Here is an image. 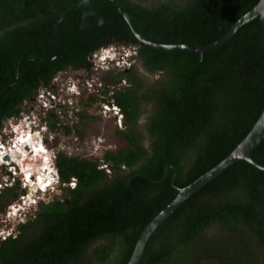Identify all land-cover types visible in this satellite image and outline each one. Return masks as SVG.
<instances>
[{"label":"trees","instance_id":"16d2710c","mask_svg":"<svg viewBox=\"0 0 264 264\" xmlns=\"http://www.w3.org/2000/svg\"><path fill=\"white\" fill-rule=\"evenodd\" d=\"M77 1L0 0V93L15 80L19 59L58 53L56 19ZM118 1L146 38L204 45L258 0ZM60 33L56 57L20 62L18 81L0 101V133L56 73L91 70L89 54L101 46L134 45L133 57L148 73L136 61L102 72L99 92L81 103L120 107L121 145L92 157L59 149L54 161L64 194L42 199L17 235L0 237V264H127L146 224L179 187L222 161L264 110V17L244 22L202 56L140 41L113 0L84 1L60 20ZM87 107L81 119L93 116ZM60 119L55 111L43 117L54 133L64 127L84 136L78 123ZM251 155L264 166V139ZM0 171V181L9 182L0 188L2 213L25 189L9 166ZM139 262L264 264V169L242 158L196 190L151 233Z\"/></svg>","mask_w":264,"mask_h":264},{"label":"rangeland","instance_id":"374dc122","mask_svg":"<svg viewBox=\"0 0 264 264\" xmlns=\"http://www.w3.org/2000/svg\"><path fill=\"white\" fill-rule=\"evenodd\" d=\"M133 46L130 44H123V43H112L107 46L99 48L96 52L93 53L91 60L94 62V65L91 70H86L84 68H69L57 74L51 80L50 87H52L56 92L60 93L56 95L55 100L59 103L57 106H54L55 112L58 116L61 117L60 124L63 125L64 123H78L79 126L82 128L84 136H81L79 133H75L74 130L69 133H64V127L59 128L55 131V138L58 136V141L54 145L52 144L51 136H49L48 141L45 140V143L51 149H65L68 153L78 154L82 156L92 157L95 154H102L104 149L107 147H119L121 145L120 136L116 134V126L121 125V114L114 113L115 111L109 110L110 107L105 105L104 100H100L99 102L96 101L93 107L85 106L81 103V101L88 97L90 94L98 93L99 86L103 83L99 81V77L104 72V70L113 68L111 64H103L101 61L100 56L104 54H116V64L122 67H129L131 62H135L136 58H125V56H129L126 53L132 52ZM103 52V53H102ZM119 53H124L120 54ZM136 65L139 68L140 72L148 73L144 65L140 61H136ZM154 76V75H153ZM70 80L75 82L81 81V89L80 94L76 96L75 99L70 98V91L68 89V83ZM66 85V86H65ZM73 86V85H72ZM113 100V99H112ZM72 101V103H70ZM103 103V105H102ZM97 104L99 106H97ZM107 106L108 109H103V106ZM42 107V102L38 98H33L32 101L29 100L27 103L23 104L24 113L31 114L33 109L34 111L40 109ZM87 107L88 113L92 114L93 116H88L85 119H81V112L84 108ZM48 108H50V103L48 104ZM24 116V115H23ZM23 116L16 121L18 127L25 125V121ZM146 113H144L141 118L140 122L143 123L145 120ZM13 120L5 121L4 127L10 126V123ZM72 123V124H73ZM16 125V126H17ZM4 131V129L2 130ZM54 134V133H53ZM13 139H9V142ZM9 145V144H8ZM7 151H9L7 149ZM11 156L10 154H7ZM49 156V154H48ZM51 163L53 161L52 158H49ZM18 161H21L20 159ZM30 162V167L33 171H37L36 167L38 165H42L43 162L41 160V156H37L36 158L33 157L31 154H27V162ZM45 161V160H44ZM23 164V163H22ZM27 168V167H25ZM31 170V171H32ZM26 171V170H25ZM3 173L2 171H0ZM28 172V171H27ZM26 172V173H27ZM4 179V176H2ZM1 179V178H0ZM2 179V180H3ZM56 185V184H55ZM29 187V186H28ZM34 188V187H33ZM32 190V186L29 187ZM64 194L63 189L58 187V185L54 186L53 188H49L47 192H42L44 200H48L50 197L54 195H62ZM32 212H36L34 207H31ZM13 214L8 213V218L10 219ZM11 222L14 226L17 222L15 219H12ZM7 224V223H6ZM10 226V225H9Z\"/></svg>","mask_w":264,"mask_h":264},{"label":"water","instance_id":"95a60500","mask_svg":"<svg viewBox=\"0 0 264 264\" xmlns=\"http://www.w3.org/2000/svg\"><path fill=\"white\" fill-rule=\"evenodd\" d=\"M86 0H79L72 5H70L64 12H62L55 22V35L59 42V51L62 49V38L60 33V20L67 15L71 10L79 6ZM116 4L117 8L121 12V14L126 19L127 23L129 24L132 32L134 35L142 42L150 44L155 47L163 48V49H171V48H184L191 51H195L201 54L208 49L214 48L221 43H223L230 35H232L235 30L242 25L244 22H248L255 18L258 15H262L264 17V0H258L257 3L248 11L244 12L240 15L235 21H233L227 30L216 40L209 42L207 44H194V43H165V42H157L146 38L145 36L140 33L138 28L136 27L135 23L133 22L130 15L127 11L121 6L118 0H113ZM123 44H126V41H123ZM57 54H53L50 56H36V55H26L23 58L19 59L15 63V80L9 83L0 93V101L5 94V92L13 86L19 79V69L18 66L21 61L24 59H31V60H49L56 57ZM93 53L89 54V58L91 59ZM126 69V68H125ZM128 69V68H127ZM36 137V136H34ZM264 139V110L262 111L261 115L259 116L258 120L255 122L251 130L240 140L238 145L217 165H215L212 169L207 171L201 176H198L192 182L187 185L179 187V191L177 195L171 200L163 209H161L143 228L142 232L140 233L135 245L132 248L130 256L127 260V264H139L140 257L142 255L145 243L148 241L149 236L151 233L159 226L165 218H167L183 201H185L191 194H193L196 190L198 191L212 179L217 177L220 173L230 167L236 161L245 158L247 161L255 164L257 167L264 169V166L257 163L252 157L253 149ZM42 158H45V154L40 155ZM4 160H10V157L6 154L2 157ZM169 165L166 166V169ZM51 175H56L54 171L50 172ZM165 264V263H160Z\"/></svg>","mask_w":264,"mask_h":264},{"label":"built area","instance_id":"2783aa9c","mask_svg":"<svg viewBox=\"0 0 264 264\" xmlns=\"http://www.w3.org/2000/svg\"><path fill=\"white\" fill-rule=\"evenodd\" d=\"M58 92H56L52 87H44L42 86L39 90V93L37 94L36 98H38L39 100H41L42 102V107L36 111H34L33 109L31 114L29 113H24L22 112L20 117L18 118H12V119H9L10 121L13 120L11 123H10V126H7L6 128L3 127L2 130L4 129V131H2V133H0V136L2 135H5L6 137L9 138L10 136V139L12 138H15L14 142L12 143V146L13 147H6L4 146L3 144L0 143V165L2 163H9L12 160H17L16 157H14L13 153L15 152V148L17 146V138L24 132H21L22 130H19V127L16 123L17 120H19L23 115V119L24 121H28L27 122V132L24 133V135H36L40 138H43L44 137V133H43V129L44 127H46L45 123L42 124L41 128H36V127H32V124L34 123H37L38 120L40 118H43L44 116H47V114L49 113V109L48 108V104L50 103V107H54V106H57L59 103L55 100V97L57 95ZM60 94V93H58ZM72 102V101H70ZM27 103V101L25 102ZM109 107L108 104H105ZM104 105V108L103 109H108L107 106ZM114 113L116 114H121V111H120V107L118 105H114ZM122 116V114H121ZM120 116V117H121ZM17 125V126H16ZM21 132V133H19ZM40 135V136H39ZM34 137V136H33ZM22 138V137H21ZM7 149L9 151H7ZM55 148L53 149H50L48 148L47 149V155L49 154L48 156V159L49 158H52L53 161L51 163L50 162V159L47 160L48 161V166L51 167V169H47L49 171H56L57 172V168L55 166V156H56V153H57V149L54 151ZM17 150V149H16ZM6 154H10V160H3V155H6ZM28 154L31 155V152H29ZM27 158H25L26 160ZM24 159L19 161L21 164L23 163V161H25ZM38 167H36V170H37ZM45 168V167H44ZM10 169L13 170L14 174H17L18 172L15 170L16 167L14 166H10ZM48 171V172H49ZM28 172L26 173L24 171V175L25 177L22 178V187L23 186H32L33 182L30 181V178L28 177ZM37 177H39V173L37 171ZM52 177V176H51ZM6 183H9L8 182V177L5 178L4 180L0 181V188L3 187L4 185H6ZM71 185H74L75 184V180H72L71 182ZM28 187V188H29ZM39 202V199L34 197V196H31L29 193H22L16 200H14L10 206L7 208L6 212H2L0 213V237L2 239H6L7 237L11 236V235H17V225L19 222L21 223H24L26 222L27 220L33 218L34 214L36 212H32L30 209L31 207L33 206L34 209L36 208V203L38 204ZM21 208V210H19ZM28 211V213H27ZM8 213H11L13 214L12 217L9 219L8 218ZM12 219H15L17 222L15 223L14 226H11L13 225V223L11 222ZM7 223V224H6ZM7 225V229L5 228V226ZM10 225V226H9Z\"/></svg>","mask_w":264,"mask_h":264},{"label":"clouds","instance_id":"9594fccd","mask_svg":"<svg viewBox=\"0 0 264 264\" xmlns=\"http://www.w3.org/2000/svg\"><path fill=\"white\" fill-rule=\"evenodd\" d=\"M112 44V43H111ZM116 44V43H115ZM107 45H109V44H107ZM107 45H104V46H107ZM104 46H101V47H104ZM134 48H133V50H132V52L130 51V52H127L126 54L127 55H129L128 57L127 56H125V58L127 59V58H129L130 56H133V55H135V46L134 45H132ZM101 47H99V48H101ZM98 48V49H99ZM97 49V50H98ZM96 50V51H97ZM95 51V52H96ZM92 53H94V52H92ZM103 53V52H102ZM120 54H124V53H119V56H120ZM116 54H104L103 56H100V58H101V61L103 62V64H106V65H108V64H111V65H113V67L114 66H118L117 64H116V61H117V59H116ZM130 59V58H129ZM123 68H125V67H123ZM58 73H60V72H58ZM58 73H56L55 74V76H57V74ZM54 76V77H55ZM53 77V78H54ZM52 80V79H51ZM81 81H78V82H75V81H73V80H70L69 81V83H68V89L66 88V90L67 91H70V98H72V99H75L76 98V96L77 95H79L80 94V89H81ZM50 84H51V82H50ZM100 84H101V82H100ZM73 85V86H72ZM66 86V85H65ZM44 87H46V86H44ZM47 87H49V86H47ZM37 96V95H36ZM36 96H34L33 98H36ZM70 103H72V102H70ZM105 103L106 104H108L109 105V107H110V109L109 110H111V111H114V103L113 104H111V103H108L107 101H105ZM102 105H103V103H102ZM104 107V106H103ZM55 110H54V108L53 107H50V109H49V113L50 112H54ZM116 114V113H115ZM116 115H118V114H116ZM26 123H25V125H21V126H19V130H22L21 132H27V128H28V126H27V122L28 121H25ZM43 123H45V125H46V127H44V128H42L43 129V133H44V137L43 138H40L39 137V139H40V141H39V143L36 145L37 147H40V148H43L42 149V151L45 153V155L47 156V149L48 148H50V147H48L47 146V144L45 143V140H46V137H47V135H49V136H51V139L53 140L54 139V137L56 136L55 135V133L53 132V131H51V129H50V125H49V123H47V122H45V121H43V118H40L39 120H38V122L37 123H33L32 124V127H36V128H41V126H42V124ZM21 132H19V133H21ZM24 133H22L18 138H17V141L19 140V139H21V137H23L24 136ZM54 133V134H53ZM34 136H36V135H34ZM40 136V135H39ZM37 137V136H36ZM16 138V137H15ZM15 138H13V140L12 141H10L9 142V139H10V136H9V138L8 137H6L5 135H2V136H0V143L1 144H3L4 146H6L7 148L8 147H13L12 146V143L14 142V140H15ZM9 144V145H8ZM0 149H1V147H0ZM51 149V148H50ZM57 150H59V149H57ZM43 152H41V153H43ZM43 153V154H44ZM10 157V156H9ZM4 160V159H3ZM9 161V160H8ZM25 161H27V159L25 160ZM18 162V164L19 165H21L22 166V169L21 168H18L16 165H13V166H15L16 167V171L18 172L17 174H19V175H21V179L23 178V177H25V175H24V171L25 172H27L28 171V177L30 178V181H32L33 182V184L35 183L36 184V186H34V188H32V190H30L29 188H28V186H23V188L25 189V192L24 193H29L31 196H34V197H36V198H38L39 199V202H38V204L36 203V208H35V210L37 211L38 210V207H39V203L42 201V199H44L43 198V195H42V192H47L48 191V189L49 188H53L54 186H56V185H58L59 183H60V180H59V174H58V171L56 172V171H54L55 173H56V175H52V178H50V177H47V176H44L43 178H42V175L39 173V170H37L38 171V173H39V177H37V171H33L31 168H25V167H27L25 164H21L19 161H17ZM2 164H6L7 166H9L10 167V164H11V162H9V163H2ZM1 164V165H2ZM45 169V168H44ZM11 170V169H10ZM32 170V171H31ZM13 171V170H12ZM41 178L43 179V183H45L46 185H43V183H39V181L41 180ZM23 181V180H22ZM32 184V185H33ZM56 184V185H55ZM19 210H21V208L19 209ZM31 210V209H30ZM32 211V210H31ZM4 212H6V211H4ZM3 212V213H4ZM27 213H28V211H27ZM25 223V222H24ZM21 224V222H19L18 223V225H20ZM17 225V226H18ZM5 228L7 229V225L5 226Z\"/></svg>","mask_w":264,"mask_h":264},{"label":"bare ground","instance_id":"6f19581e","mask_svg":"<svg viewBox=\"0 0 264 264\" xmlns=\"http://www.w3.org/2000/svg\"><path fill=\"white\" fill-rule=\"evenodd\" d=\"M34 135H24L21 139H19L17 141V146L16 148L14 149L15 152L13 153V155L16 157L17 161L20 159V160H25V158H27V154L29 152H31V154L33 155L34 158H36L38 155L40 156L43 152L42 149L43 148H40V147H37L36 145L39 143L40 139L39 137H33ZM17 149V150H16ZM44 153V152H43ZM45 154V153H44ZM1 159V158H0ZM41 160L43 162L42 165H38V168L37 170H39V173L42 175V178L44 176H47V177H50L52 178L51 176V171L47 170V169H51L50 166H48V155L46 156L45 155V158H42L41 157ZM45 160V161H44ZM23 164H25L27 166V168H30L32 167L30 162L28 161H23ZM45 167V169H44ZM33 169V167H32ZM49 171V172H48ZM41 178V180L39 181V183H43V179ZM43 185H46L45 183H43ZM36 186V184L34 183L32 185V188Z\"/></svg>","mask_w":264,"mask_h":264},{"label":"flooded vegetation","instance_id":"af4514ba","mask_svg":"<svg viewBox=\"0 0 264 264\" xmlns=\"http://www.w3.org/2000/svg\"><path fill=\"white\" fill-rule=\"evenodd\" d=\"M71 68H72V67H71ZM51 113H53V112H51ZM71 123H73V122H71ZM14 157H15V156H14ZM10 162H11L10 166H11V165H12V166H13V165H16L18 168H21V169H22V166L18 164L17 160H12V159H11ZM14 167H15V166H14ZM13 170H14V169H13Z\"/></svg>","mask_w":264,"mask_h":264}]
</instances>
